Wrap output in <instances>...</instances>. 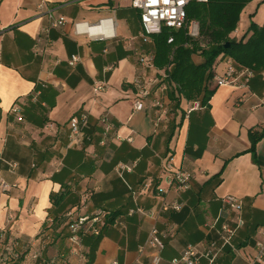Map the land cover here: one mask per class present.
I'll return each mask as SVG.
<instances>
[{
  "label": "crops",
  "instance_id": "crops-1",
  "mask_svg": "<svg viewBox=\"0 0 264 264\" xmlns=\"http://www.w3.org/2000/svg\"><path fill=\"white\" fill-rule=\"evenodd\" d=\"M131 1L0 0V177L15 185L0 191V238L29 249L26 263L43 248L40 264H153L147 242L158 229L161 264L189 245L202 255L198 264H251L264 239V137L256 157L249 139L264 130V72L239 87L214 84L209 104L189 113L195 102L177 105L164 73L139 63L154 55L153 41ZM48 11L67 23L44 33ZM252 22L264 24L260 0L247 5L233 35L248 37ZM226 60L217 59L218 74ZM138 78L151 95L134 111ZM83 114L88 124L73 143L70 120ZM169 160L191 174L189 190L165 181ZM227 195L243 201L232 246L221 236L231 218L221 212ZM175 201L181 212L162 210ZM103 212L101 235L83 236L71 251L68 223Z\"/></svg>",
  "mask_w": 264,
  "mask_h": 264
},
{
  "label": "trees",
  "instance_id": "trees-1",
  "mask_svg": "<svg viewBox=\"0 0 264 264\" xmlns=\"http://www.w3.org/2000/svg\"><path fill=\"white\" fill-rule=\"evenodd\" d=\"M253 1L209 0L207 3H198L191 0L187 7L188 18L185 28L178 31L164 28L160 34L152 37L154 66L164 73L162 83L167 84V91L177 105L181 99L200 102L202 107L209 104L215 92L212 88L213 78L219 57L230 59L238 67L251 69L257 74L264 72V24L259 26L252 22L249 25V36L243 39L233 35L239 26L242 12ZM260 1L264 3V0ZM194 23L199 26L198 38H193L190 34ZM171 36L174 38L173 43H169ZM195 56L203 57L204 61L197 64L194 61ZM263 137L264 130L250 132L249 139L252 142L250 151L255 157L257 144ZM51 199L56 205L57 196L52 194ZM4 238H0V264H19L30 250L22 249L23 257L20 255V259H15L14 254L19 249L6 244ZM51 245L55 243H46V249ZM40 250L41 253L44 251L43 248ZM41 261L42 257L37 264ZM45 264H56V261Z\"/></svg>",
  "mask_w": 264,
  "mask_h": 264
},
{
  "label": "built area",
  "instance_id": "built-area-1",
  "mask_svg": "<svg viewBox=\"0 0 264 264\" xmlns=\"http://www.w3.org/2000/svg\"><path fill=\"white\" fill-rule=\"evenodd\" d=\"M198 3H207L209 0H196ZM191 0H132L131 5L133 8L141 12V22L143 25L144 35L147 39L152 40L154 35H158L162 32L164 28L171 31H178L187 26V7ZM49 20V25L44 28V33H49L51 29H57L63 27L67 20L64 16H58L54 11H48L46 14ZM80 24H76L79 27ZM191 36L193 38H198L199 36V26L194 23L191 27ZM174 38L171 36L169 38V43H173ZM79 58L73 57L71 60V65H75ZM139 63L145 67L155 70L154 66V55L147 54L142 55L139 58ZM217 70V69H216ZM215 70V75L213 78L215 86L224 87L232 86L239 87L242 85V81L247 85L249 81L254 77L255 72L248 68L238 67L232 60H226V68L222 74H218ZM143 79L138 78L136 81L138 87V93L133 101L134 111H141L145 107V101L151 95V89L146 86ZM150 83L157 84L156 80L150 81ZM100 90V88H99ZM167 91V87L164 88ZM157 106H160V102H156ZM202 105L200 102H195L193 106L188 110L191 113L195 109H200ZM16 112L19 110L16 109ZM88 124L87 114H83L80 117H73L70 120L71 128V141L73 143H78L81 141L83 135V129ZM10 171L15 172L18 165L16 163L9 164ZM122 169L131 170L130 167H123ZM166 175L165 181L169 184H177L181 190L187 191L191 187L192 176L188 172L178 169L174 166L172 160L167 161L165 165ZM15 185H10L0 177V191L9 192ZM159 193H163L162 188H158ZM221 212L222 214H229L230 219L224 221L221 227V236L223 244L225 246H232L233 239L237 234V231L244 225V220L241 216V211L243 209V201L235 196L227 195L223 196L221 199ZM182 206L179 202L164 203L162 210L167 212L170 211H180ZM132 211L131 213H133ZM106 213H101L94 217H79L71 221L69 225V242L71 245V251L76 252L78 246L81 244L83 236L94 235L100 236L101 229L104 228L106 224ZM147 245L153 251V264H161L162 253L165 250V243L163 241V236L158 229H153ZM211 248H215L216 244H211ZM145 247H141V251H144ZM213 251L209 249L205 252L204 256L214 262L216 255L212 254ZM201 253L199 250L193 246L189 245L184 250L183 255L177 257L171 261V264H198L201 258ZM15 259H20V254H14ZM42 253L35 252L30 258V264H37L41 259ZM19 264H24L21 261ZM251 264H264V239L257 244V254L254 261Z\"/></svg>",
  "mask_w": 264,
  "mask_h": 264
},
{
  "label": "rangeland",
  "instance_id": "rangeland-1",
  "mask_svg": "<svg viewBox=\"0 0 264 264\" xmlns=\"http://www.w3.org/2000/svg\"><path fill=\"white\" fill-rule=\"evenodd\" d=\"M193 25V24H192ZM192 27V26H191ZM198 61H204V58L203 57H200V56H197V58H196ZM213 85H214V81H213ZM17 253H19L21 256H22V250H18V251H16ZM23 257V256H22ZM23 261H24V264H30V262L29 263H26L27 261H26V258H24L23 259Z\"/></svg>",
  "mask_w": 264,
  "mask_h": 264
}]
</instances>
